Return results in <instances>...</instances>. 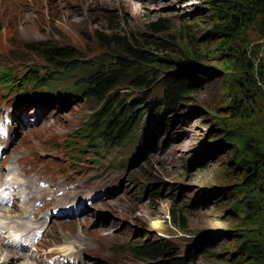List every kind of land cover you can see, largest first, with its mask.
Returning <instances> with one entry per match:
<instances>
[{
    "label": "rangeland",
    "instance_id": "rangeland-1",
    "mask_svg": "<svg viewBox=\"0 0 264 264\" xmlns=\"http://www.w3.org/2000/svg\"><path fill=\"white\" fill-rule=\"evenodd\" d=\"M220 12L234 10L213 0H0V69L14 67L18 72L26 63L55 66L38 53L28 54L27 44L55 41L95 59L108 51L101 35L148 33L149 42L172 49L159 53L174 61L165 78L180 76L190 87L169 113L155 116L163 110L154 105L146 125L154 134L153 145L146 147L147 138L141 140L140 133L147 135V130L140 121L130 142L139 138L142 149L126 145L104 151L102 157L90 156L84 146L89 135L76 136L73 144L63 140L101 108L100 101L82 92L72 101L53 98L50 104L29 103L19 109L11 135V144H17L9 145L8 158L30 160L36 152L35 158L46 163V176L54 174L62 184L75 181V188L86 190L87 202L78 211L46 221L54 228L35 246L34 260L26 253L13 259L0 250L7 258L0 255V264H50L52 256L56 264H264V166L255 175L240 169V147L227 139L230 134L245 137L264 151V96L251 83L257 76L251 65L264 63V37L245 26L234 33L230 46L241 54L229 67L225 56L231 50L211 34ZM159 19L166 26L163 31L150 30L148 25ZM183 51L199 54L201 60L195 65L181 62ZM78 75H67V83L58 76L49 87L63 84L82 91ZM125 90L127 97L142 96L133 86L120 89V94ZM146 95L147 102L162 99L160 81ZM12 96L0 87V104ZM37 122L42 123L35 126ZM40 150L46 155L41 157ZM77 173L84 174L75 177ZM97 191V200L91 201ZM237 202L245 205L244 211L235 209ZM72 203L79 206L81 201ZM16 214L9 215L19 219ZM70 239L85 249L72 257L50 253L52 244ZM243 242L257 251L238 254ZM137 244L159 246L160 258L154 263L139 259L133 251Z\"/></svg>",
    "mask_w": 264,
    "mask_h": 264
},
{
    "label": "trees",
    "instance_id": "trees-1",
    "mask_svg": "<svg viewBox=\"0 0 264 264\" xmlns=\"http://www.w3.org/2000/svg\"><path fill=\"white\" fill-rule=\"evenodd\" d=\"M213 1H218L234 10V13L231 14L220 12V21L211 30L212 36L225 43L227 49L231 50L225 56V63L232 67L233 58L240 59L241 54L230 46L234 33L245 26L257 31L260 36L264 37V0ZM163 22V19H159L156 22H151L148 27L152 31L161 32L166 27ZM101 36V39L106 42L105 47L108 48V51L106 55L95 59H86V56L82 55L79 49L64 43H56L55 41L27 44L24 48L28 54L38 53L47 62L55 64L51 68L43 65L31 66L32 70L29 71V78H36L45 85H52V81L57 80L56 77L58 76L67 83L66 80L70 78L67 75L74 72L80 73L78 77L80 76L81 79L78 83L81 84L82 91L74 88L75 91L79 96L83 92L86 97L100 101L102 105H100L101 108L97 112L84 121L82 126L72 136L88 139L87 135H89L91 136L89 143L101 141L108 144H122L130 142V134L134 132V127H137L140 121H142L141 125L143 124L146 128L147 120L153 116L154 105L158 104L163 110L160 114L154 113L155 116L169 113L181 100L188 96L190 87L186 80L180 76L165 78L167 70L170 71L174 68L172 65L174 61L169 56H160L159 53L172 49L166 46L159 47V44H154V41L149 42L147 39L148 33L139 35L140 39L133 33L127 37H117L114 34L110 38ZM167 43L171 44L168 41ZM12 56L18 58L15 54H12ZM179 60L195 65L201 60V57L199 54L183 51ZM24 61L26 62L27 58ZM251 66L253 70H257V76H253L251 83L264 96L262 86L264 84V63H255ZM41 68L46 69V73L42 77L39 76ZM14 70V67H6L0 71V75L5 80L7 78L9 80L10 74ZM159 81L164 90L163 98L159 99L158 102H155L156 99L153 102H147L143 93L144 95L150 94L154 84ZM130 86L139 89L142 96H137L136 98L127 97L129 95V93H126L128 92L127 90H125V93L122 92L123 94H120V89L130 88ZM147 128V135L146 133H140L139 136L142 141L147 138L148 144L146 147H149V143L154 144V134ZM227 139L236 141L240 147V150L236 152V163L240 169L255 175L257 169L264 166V151L261 152L252 147L248 142V138L236 137L230 134ZM131 142L137 148H141L138 147L139 138H133ZM141 144L143 143H140V146ZM251 179L250 182L253 181V178ZM234 207L238 211H244L245 209V205L238 202ZM172 221L177 224L174 214L172 215ZM230 243L224 242L227 245H231ZM133 251L139 259L145 260L144 262L149 260L154 263L160 258L161 248L156 245L137 244L134 246ZM256 251L257 246L243 242L240 245L238 254L242 255L246 252ZM160 264L184 263L182 261H165Z\"/></svg>",
    "mask_w": 264,
    "mask_h": 264
},
{
    "label": "bare ground",
    "instance_id": "bare-ground-1",
    "mask_svg": "<svg viewBox=\"0 0 264 264\" xmlns=\"http://www.w3.org/2000/svg\"><path fill=\"white\" fill-rule=\"evenodd\" d=\"M9 168H13V166H9ZM15 176H17V173L14 171V173H13ZM16 178V177H15ZM6 183V182H5ZM5 183H3L2 185H4ZM109 186L111 185V180L110 181H108V183H107ZM124 188H126V186L124 187ZM78 196H70V198H72L73 200L74 199H76ZM106 197H109V195H107ZM106 197H104L102 200L103 201H101L102 202V204L103 203H105L106 201H104L105 200V198ZM70 201V200H69ZM73 202V201H72ZM4 205L5 204H3V203H1L0 202V210H3V212L4 213H11L12 212V209L10 208V206L9 207H4ZM34 212H35V210H33ZM26 212H27V209H26ZM2 214H1V212H0V218L2 217L1 216ZM11 221H15V222H18L17 220H15L14 219V215L12 216V218L11 217H8ZM45 218H46V216H45ZM40 226H37L36 228H39ZM0 228L1 229H9V228H11V230H15V229H17V230H19L18 228H16L15 227V225H10V223L9 224H4V223H2V222H0ZM27 233L25 232V231H23V232H21V235H22V238H21V240L20 241H18L16 238H13V241H14V243H18V244H20V245H26L27 243H25L24 242V240L25 239H27L28 237H30V235H26ZM12 238V237H11ZM68 241H73V242H75V243H77L75 240H72V239H70V240H68ZM3 247L5 248V250H3ZM71 249V250H70ZM0 250H2L3 251V253L4 254H6V253H9L10 254V256L9 257H11V258H13V259H19L20 257H19V253H17V252H13V250L12 249H9L5 244H0ZM68 253H67V255H73L74 254V250L72 249V247L70 246L69 248H68ZM17 253V254H16ZM0 255L2 256V259L3 260H5L6 261V257H4L2 254H1V252H0ZM92 261V260H91ZM24 264H30L28 261H26V263H24ZM33 264V263H32Z\"/></svg>",
    "mask_w": 264,
    "mask_h": 264
}]
</instances>
